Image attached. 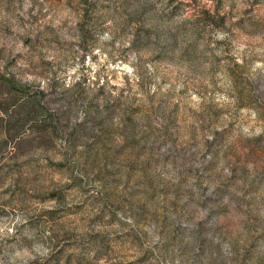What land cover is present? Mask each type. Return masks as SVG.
Segmentation results:
<instances>
[{
	"label": "rangeland",
	"instance_id": "obj_1",
	"mask_svg": "<svg viewBox=\"0 0 264 264\" xmlns=\"http://www.w3.org/2000/svg\"><path fill=\"white\" fill-rule=\"evenodd\" d=\"M0 264H264V0H0Z\"/></svg>",
	"mask_w": 264,
	"mask_h": 264
},
{
	"label": "trees",
	"instance_id": "obj_2",
	"mask_svg": "<svg viewBox=\"0 0 264 264\" xmlns=\"http://www.w3.org/2000/svg\"><path fill=\"white\" fill-rule=\"evenodd\" d=\"M22 90H11L10 93H13L12 98L16 99L15 102L13 103L14 109L19 110V113H23L24 116H29V115H34L33 123H35L37 130L41 132V137L45 138L44 135L49 133L54 134L55 132L58 131V125L55 123V125L48 126L46 124V119L45 117L48 115V108L45 103L41 101V97L35 93L32 95H24V97H19L21 94ZM42 90H39V93H41ZM5 109V108H4ZM44 116V120L39 119V121H35L36 119L39 118V116ZM38 116V117H37ZM6 136H11L12 133L10 130L7 129L6 131Z\"/></svg>",
	"mask_w": 264,
	"mask_h": 264
}]
</instances>
